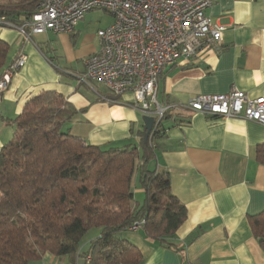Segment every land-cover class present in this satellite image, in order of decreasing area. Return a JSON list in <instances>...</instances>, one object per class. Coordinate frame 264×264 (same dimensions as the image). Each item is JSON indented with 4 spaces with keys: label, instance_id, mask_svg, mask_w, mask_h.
Masks as SVG:
<instances>
[{
    "label": "crops",
    "instance_id": "0c3cea01",
    "mask_svg": "<svg viewBox=\"0 0 264 264\" xmlns=\"http://www.w3.org/2000/svg\"><path fill=\"white\" fill-rule=\"evenodd\" d=\"M93 11L103 10L89 11L72 34L49 31L74 42L73 65L66 61L64 70L55 62L60 54L52 42L44 48L41 37L27 40L17 27L0 25V38L11 45L9 62L21 52L27 55L26 65L0 94V149L13 138L8 123L43 90L64 95L75 110L72 129L87 142L103 146L138 142L143 113L132 94L108 97L103 83L82 80L87 57L100 48L98 30L114 21L112 16L111 23L98 25L88 36L92 21L86 16ZM208 13L227 25L220 50L207 48L188 62L166 67L158 85L159 101L177 108L185 121L170 117L163 122L166 130L152 165L169 172L172 191L187 207L188 216L171 237L176 249L150 239L142 228L121 233L141 249L143 264H264V250L249 222V216L264 210V164L257 159L264 123L205 115L187 105L198 94L226 93L233 86L251 98L264 96V0H215ZM135 192L141 200L143 190L137 187ZM99 232L91 230L83 248ZM79 261L81 256L48 252L31 264Z\"/></svg>",
    "mask_w": 264,
    "mask_h": 264
},
{
    "label": "trees",
    "instance_id": "16d2710c",
    "mask_svg": "<svg viewBox=\"0 0 264 264\" xmlns=\"http://www.w3.org/2000/svg\"><path fill=\"white\" fill-rule=\"evenodd\" d=\"M41 1L0 0V25H22ZM10 48L0 38V75L16 59L9 62ZM74 113L62 93L43 90L8 123L13 138L0 149V264H31L48 252L90 255L89 264H143L141 249L121 237L140 222L147 237L176 249L171 237L187 219V207L174 195L169 172L152 160L163 122L185 121L178 109L166 111L147 143L143 127L137 143L121 146L87 142L72 129ZM257 159L264 164V143ZM249 222L264 250V210ZM96 229L99 234L83 248L87 232Z\"/></svg>",
    "mask_w": 264,
    "mask_h": 264
},
{
    "label": "built area",
    "instance_id": "2783aa9c",
    "mask_svg": "<svg viewBox=\"0 0 264 264\" xmlns=\"http://www.w3.org/2000/svg\"><path fill=\"white\" fill-rule=\"evenodd\" d=\"M214 2L42 0L32 18L17 28L27 40L48 31L72 34L89 11L106 10L114 21L98 30L100 48L87 57L82 80L103 83L111 95L132 94L135 106L159 122L169 109L158 99L164 69L181 61L188 62L207 48L217 51L221 48L227 25L209 15L208 9ZM26 62L27 55L21 52L3 68L0 94ZM187 105L192 111L205 115L264 123V96L251 98L236 86L226 93L198 94ZM142 223L132 229H140ZM82 260L76 264H89L91 256L86 255Z\"/></svg>",
    "mask_w": 264,
    "mask_h": 264
},
{
    "label": "rangeland",
    "instance_id": "374dc122",
    "mask_svg": "<svg viewBox=\"0 0 264 264\" xmlns=\"http://www.w3.org/2000/svg\"><path fill=\"white\" fill-rule=\"evenodd\" d=\"M100 10L103 11H93L86 16L87 21H92V24L89 26L88 29V36H91V33L94 31V29L96 30L98 25L105 26L113 21L112 15L109 12L104 9ZM96 17H102L101 21H95V19H97ZM34 37L35 39H38L40 37L42 38V40L40 41L44 48H46L45 45H49V43L52 42V45L54 46L53 48H56L55 51H59L60 57H57L55 62L58 64V66L60 65L61 69L64 70L66 69L65 66L73 65V63L70 62L71 54L75 50V45L73 41L70 44L67 40H63L59 34H55L49 31L42 34H36ZM66 61L69 63L68 65L66 64ZM89 235L90 233L87 232L84 237V240H87Z\"/></svg>",
    "mask_w": 264,
    "mask_h": 264
},
{
    "label": "water",
    "instance_id": "95a60500",
    "mask_svg": "<svg viewBox=\"0 0 264 264\" xmlns=\"http://www.w3.org/2000/svg\"><path fill=\"white\" fill-rule=\"evenodd\" d=\"M142 120H143L144 127H145L143 139H144V142L147 143L148 138H149V136H150L152 130L154 129V126L158 120L156 121L154 116L147 115V114L142 115Z\"/></svg>",
    "mask_w": 264,
    "mask_h": 264
}]
</instances>
